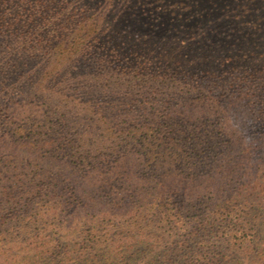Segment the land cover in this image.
Segmentation results:
<instances>
[{
    "label": "trees",
    "instance_id": "16d2710c",
    "mask_svg": "<svg viewBox=\"0 0 264 264\" xmlns=\"http://www.w3.org/2000/svg\"><path fill=\"white\" fill-rule=\"evenodd\" d=\"M122 1L150 32L0 0V264H264V70L181 58L186 0Z\"/></svg>",
    "mask_w": 264,
    "mask_h": 264
},
{
    "label": "rangeland",
    "instance_id": "374dc122",
    "mask_svg": "<svg viewBox=\"0 0 264 264\" xmlns=\"http://www.w3.org/2000/svg\"><path fill=\"white\" fill-rule=\"evenodd\" d=\"M118 1L113 6L98 8L107 16L109 24L122 27L126 34L138 38L149 31L148 26L140 27L137 21L131 20L130 14L137 11L133 6L123 9V1ZM182 6L202 12L189 30L171 31L173 35L166 32L165 40L173 37L172 41L168 40L170 46L178 47L186 62L194 61L200 67L222 62L224 66L235 64L264 70V0H186ZM162 21L165 26L172 24L171 20Z\"/></svg>",
    "mask_w": 264,
    "mask_h": 264
}]
</instances>
